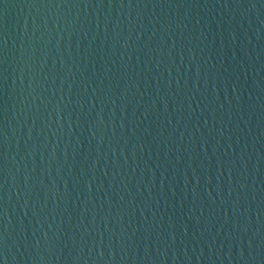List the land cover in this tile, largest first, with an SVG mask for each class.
Segmentation results:
<instances>
[{
  "label": "water",
  "instance_id": "water-1",
  "mask_svg": "<svg viewBox=\"0 0 264 264\" xmlns=\"http://www.w3.org/2000/svg\"><path fill=\"white\" fill-rule=\"evenodd\" d=\"M0 264H264V0H0Z\"/></svg>",
  "mask_w": 264,
  "mask_h": 264
}]
</instances>
